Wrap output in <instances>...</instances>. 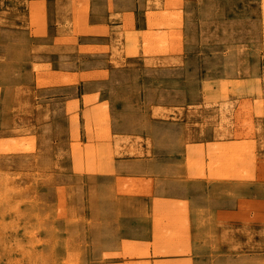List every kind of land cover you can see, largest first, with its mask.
<instances>
[{
  "label": "rangeland",
  "instance_id": "rangeland-1",
  "mask_svg": "<svg viewBox=\"0 0 264 264\" xmlns=\"http://www.w3.org/2000/svg\"><path fill=\"white\" fill-rule=\"evenodd\" d=\"M151 7L156 12H149L151 29L143 32L142 41L128 22L116 28L110 62L107 53L84 52L55 60L36 56L37 48L27 51V37L10 31L22 24V15L0 0V264L98 263L97 257L81 256L83 231L93 228L80 219L91 221L97 208L94 181L80 174L115 171L109 165L112 145L117 155H138L149 145L147 138L112 134L110 102L139 103L146 112L151 109L153 117H189L197 140L206 125L219 136H234L232 143L188 149L186 163L197 170L194 177L204 176L208 169L209 177L250 179L258 162L264 177V0H152ZM37 8L32 5L30 21L40 28ZM91 65L110 68L114 74L112 80L96 85L97 93L82 98V115L77 110L52 116V108L45 110L37 88L49 84V72L60 66ZM108 71L80 77L62 73L59 82L72 84ZM202 98L205 101L199 103ZM79 104H67L68 112ZM136 121L126 118L127 125ZM4 140L9 146L2 145ZM147 183L118 178L119 191L125 194L144 191ZM256 207L254 201L240 204L248 212ZM234 220L244 221L245 225H234L246 228L255 221L245 216ZM257 233L252 230L248 237ZM237 235L241 233H234V244L240 243ZM129 244L124 258L131 249L138 250ZM145 250L139 249L138 255L145 256Z\"/></svg>",
  "mask_w": 264,
  "mask_h": 264
},
{
  "label": "crops",
  "instance_id": "crops-1",
  "mask_svg": "<svg viewBox=\"0 0 264 264\" xmlns=\"http://www.w3.org/2000/svg\"><path fill=\"white\" fill-rule=\"evenodd\" d=\"M151 1L6 0V4L22 15V24L10 31L13 34L20 31L27 37V51L30 53L37 48L40 52L36 56L55 60L63 57L71 59L78 52L107 53L110 62L116 28L128 22L130 30L137 32L141 41L143 32L151 29L149 12H156L151 7ZM35 4L42 19L40 28L30 21L32 5ZM107 69L106 76L80 79L72 84L59 82L62 73H77L80 77L82 73ZM107 69L96 65L83 69L79 66L54 68L47 74L49 84L37 88L45 99V110L52 108V116H69L77 110L82 115L86 110L81 104L82 98L97 93L96 85L113 79L114 72ZM33 83L38 86L35 76ZM204 87L205 84L201 83L202 91ZM65 91L70 95L65 96ZM76 100L80 103L78 108L68 112L70 108L67 104ZM204 101L202 98L198 102ZM154 105L182 107L161 103ZM145 110L139 103L109 104L112 134L147 138L149 145L141 147L142 153L138 155L128 152L117 155L112 145L109 165L115 171L95 170L80 174L93 179L97 208L93 222V218L91 221L80 219L82 225L86 223L93 228L90 232L83 231L82 258L97 257L96 264H264L262 163L254 165L255 176L250 179L209 177L208 169L204 176L194 177L192 174L197 170H191L186 163L188 149L197 148L200 144L206 148L208 144L217 142L232 143L236 141L235 137L219 136L215 128L206 125L197 140V135L190 130L192 123L189 117L159 118L151 116V109L148 112ZM128 116L136 117V123L127 125ZM253 139L255 141L257 135ZM255 152L260 153L261 150L256 148ZM127 176L148 180L144 191L120 192L118 178ZM251 201L256 202L258 207L250 212L240 208L241 202ZM240 216L252 217L255 221L248 223L246 228L244 221L234 220ZM239 223L244 225H234ZM164 228L171 232H164ZM252 230L258 233L250 239L248 233ZM235 232L241 233L240 245L234 244ZM129 242L138 250L131 249L129 256L124 258L122 255L127 254ZM142 248L146 249L145 256L138 255Z\"/></svg>",
  "mask_w": 264,
  "mask_h": 264
},
{
  "label": "bare ground",
  "instance_id": "bare-ground-1",
  "mask_svg": "<svg viewBox=\"0 0 264 264\" xmlns=\"http://www.w3.org/2000/svg\"><path fill=\"white\" fill-rule=\"evenodd\" d=\"M72 17H73V16H72ZM76 18H77V17H76ZM77 20H78V19H77ZM77 20H76V21H77ZM85 22H86V21H85ZM79 25H80V24H79ZM72 26H73V25H72ZM77 27H78V26H77ZM82 29H83V28H82ZM87 35H88V34H87ZM47 78H48V77H47ZM48 79H49V78H48ZM48 82H49V81H48ZM5 142H6V141L4 140V142L2 143V145H4V146H7V145H8V146H9V144H8L9 142H8V143H7V142L5 143ZM126 186H127V185H126ZM5 253H6V251H5ZM2 256H3V255H2ZM0 260H1V259H0Z\"/></svg>",
  "mask_w": 264,
  "mask_h": 264
}]
</instances>
